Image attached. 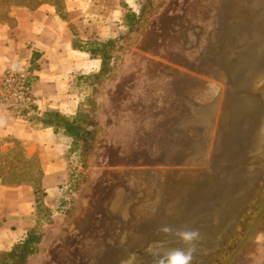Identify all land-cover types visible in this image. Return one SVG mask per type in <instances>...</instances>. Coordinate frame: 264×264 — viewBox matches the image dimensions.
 Returning a JSON list of instances; mask_svg holds the SVG:
<instances>
[{
    "label": "water",
    "instance_id": "1",
    "mask_svg": "<svg viewBox=\"0 0 264 264\" xmlns=\"http://www.w3.org/2000/svg\"><path fill=\"white\" fill-rule=\"evenodd\" d=\"M236 1L197 0V6L202 9L204 21H210L211 26L207 32L204 31L201 38L203 41L194 54L187 56L178 51L179 59H176L173 57L177 55L176 51L168 56L159 53L151 48L155 36L149 46V52L170 64L185 69L182 71H190L196 76L216 80L224 85L226 92L230 85L233 90L239 89L238 75L241 68L245 65V61L251 58L254 49L264 45V37H261L264 29H260L259 26V15L263 14L262 21H264V0H255L256 3L252 4L251 9L241 6L240 0H238L239 5L235 6ZM185 2L186 0L180 9L187 5ZM178 12L174 14L170 23L175 21ZM229 16H233L232 19H229ZM226 51L227 59L223 57ZM215 55L221 58L218 64L210 62ZM263 65L264 62L262 67ZM263 88L264 67L256 71L252 77L248 94L242 96L237 90L236 96L229 95L233 101L225 107L224 91L225 96L223 94L224 97L220 101L209 151V157L210 154L213 157L214 153L221 156L222 161H217L216 165L210 157L211 159L207 158L205 162H184L163 170L137 169L138 173L133 177L140 186L135 192L131 189L129 191L138 195L147 193L145 201L137 200L136 196L133 198L142 203L136 216L146 217L150 221L157 215V206L161 203L166 178L170 174L184 170L195 174L196 177L194 176L195 178L188 182V186L177 187V191L182 190L177 192L178 197L173 198L171 210L153 221L149 235L140 242L119 250L112 257L110 264H152V257L145 252V248L150 242L162 238L156 231L161 224L180 226L187 223L200 230L203 238L198 245L194 264H241L254 250L257 240L260 239L264 244ZM254 96L259 97L263 103L261 106L250 107L248 112L253 111L249 114L247 110L242 109V106L247 100L254 101ZM253 105L250 103V106ZM208 109V111L211 110L210 107ZM234 119H238L236 127L231 126ZM218 131H221L219 139L216 138ZM250 134H253V140L246 147V139ZM259 138H262L263 143L258 141ZM216 147L220 149L217 152H215ZM78 152H81V149ZM129 170L131 168L121 169L106 176L104 184L110 187L108 202L106 206L101 207L97 220H93L83 237L81 236L78 246L70 255L69 264H81L78 253L82 251L86 243L92 241V236L96 235V227L104 213L113 211L119 189L125 188L122 178L127 176ZM140 190L143 191L140 192ZM101 198L100 196L99 200ZM124 221L115 220L118 225ZM108 224H112L110 220ZM169 243L175 245L176 242L170 239ZM101 250L102 247L96 250L97 256ZM86 264H98V260L93 258Z\"/></svg>",
    "mask_w": 264,
    "mask_h": 264
},
{
    "label": "crops",
    "instance_id": "2",
    "mask_svg": "<svg viewBox=\"0 0 264 264\" xmlns=\"http://www.w3.org/2000/svg\"><path fill=\"white\" fill-rule=\"evenodd\" d=\"M126 5L127 0H0V254L26 238L36 222L37 207L35 186L4 181L2 175L16 174V167L5 166L40 164L44 201L54 202L59 185L71 179L73 137L60 120L73 119L90 95L88 81L104 70L105 59L100 47L88 45L121 33ZM139 65L128 68L115 94L119 100L131 90L138 108L121 100L115 113L140 117L142 122L156 96L141 85L134 88L131 70ZM8 68L30 71L34 99L24 116L2 100V74Z\"/></svg>",
    "mask_w": 264,
    "mask_h": 264
},
{
    "label": "rangeland",
    "instance_id": "3",
    "mask_svg": "<svg viewBox=\"0 0 264 264\" xmlns=\"http://www.w3.org/2000/svg\"><path fill=\"white\" fill-rule=\"evenodd\" d=\"M183 2L184 0H137L133 7L138 8V12H134L128 4L123 15L121 33L115 38L94 40L88 45L92 48L94 46L101 48L99 53L105 59V67L100 74L90 78L88 81L92 86L90 95L82 101L74 118L68 119L75 125L72 129L73 139L69 161L71 179L59 185V193L55 195L54 202L49 205L44 201L45 190L40 183L38 164L14 166L17 168H15L16 174H11L10 177L33 179L30 183L37 189L36 222L28 230L26 238L19 243L22 244L27 240L26 247L14 253L0 254V264H69L70 255L78 246L81 236L83 237L93 220H97L101 207L106 206L108 202L110 187L104 184L106 176L121 169L134 168L116 166L115 158L145 149L153 134L156 119L161 118L162 115L164 117L163 113L153 114L155 105L150 112L144 114L143 125H141L140 117L117 114L111 106L116 89L121 85L122 77H126L125 72L132 64L136 65L145 60L146 56L154 58L151 63L153 67H158L160 62L170 64L150 53L149 46L154 36L169 24ZM137 70H131L134 88H140L141 85L142 88H147L151 96H156L154 99L163 97V91L168 87L166 74L158 72L154 77L152 76V80L141 81ZM182 70L185 69L182 68ZM186 72L191 74L186 78L191 77L193 81L197 79L199 81L198 87L192 91L190 97L192 104H198L201 119L199 118L198 122L194 121L189 130L185 129L186 134H182L180 140L186 142L189 150L194 141L201 142V145L209 143L211 148V124H208V120L214 117L216 124L222 97L221 95L218 99L217 92L219 88L223 92L224 85L204 76H196L190 71ZM131 89H133L132 86ZM131 92L127 90L126 94L130 95ZM209 107L211 110L207 112ZM187 118L194 119L195 115L190 113ZM60 121L61 125L65 124V119ZM84 130H89V134L82 136ZM191 138H194L193 141ZM79 149L81 152H78ZM198 150L195 153L194 151L188 153L197 161L199 155L202 156L205 152V148ZM197 153L199 155L195 156ZM189 163H196V161H189ZM175 165H181V163L138 167L146 170H163ZM100 196L101 200H99ZM262 246L260 254L252 262L245 264H264V244Z\"/></svg>",
    "mask_w": 264,
    "mask_h": 264
},
{
    "label": "bare ground",
    "instance_id": "4",
    "mask_svg": "<svg viewBox=\"0 0 264 264\" xmlns=\"http://www.w3.org/2000/svg\"><path fill=\"white\" fill-rule=\"evenodd\" d=\"M208 1L210 2L212 0ZM240 1H242L241 6L244 5L246 7H249L250 9L252 4L256 3L255 0ZM237 4L238 0L236 1L235 6H237ZM185 5L186 6L179 9L180 11L178 10L179 12L177 11L178 13L176 15L175 21L172 23L169 22V24L165 28H162L158 32V34L155 35V41H153L151 45L152 49H155L157 52L167 56L169 54H174L173 52L176 51L177 55L173 56L176 59H179L178 51H181V54L187 56L194 54L200 43H202L203 41L201 40V38L204 34V31L207 32L209 30L211 22L204 21L205 19L204 16H202V9L197 6V0H186ZM259 16V21L261 22H259L260 29H264V21H262L263 14ZM232 17L233 16H231L229 19H232ZM261 37H264V32L261 33ZM227 54L228 52L226 51V53L223 55V57H226L225 59L228 58ZM153 59L154 58L152 57L146 56L145 60L139 62L140 65L139 63H137L136 65L132 64L131 66H134V68L138 65L139 67L141 66L137 70V75L140 76L139 79L142 81L152 80V78L158 72H163L164 74H166L168 87L163 91V86V97H160V99L156 101L150 100L148 104V107L150 109H153L156 105V109L154 108L152 111L156 110L155 115L158 113H163L164 117L162 115L161 118L156 119L153 126V134L145 149L135 151L133 154L128 156H117L115 158L114 164L116 166L134 167L127 172V176L122 178V182L125 184V188H127V190L123 187L119 189V194L115 198V206H113V211L104 213L100 223H98L96 227V235L94 237L92 236V241H89L90 243L88 244L86 243L82 251L78 253V258H80L81 264L90 263L93 258H96L98 260V264H110L112 257L119 250L129 245L140 242L143 238L148 236L153 221L159 219L160 217H163V215L167 214L168 211L171 210L170 208L172 205L171 202L174 200L173 198L178 197L177 192L182 190L180 189L177 191V187L188 186V182L195 176V174L187 173L184 170H179L176 173L170 174L166 178L161 203L159 204V206H157V215H155V218L150 221V219L146 217L140 218L136 216V213L139 211V208L142 205L141 202L145 201L147 197V193L146 195H143V193H141L140 195H138L137 193L132 194V192H135V190L140 186V183L137 185L136 178L133 177V175H136L138 173L137 169L140 168L138 166L154 164L161 165L172 162L183 163L189 161H197L193 158L194 156H190L188 153L192 151H194L195 153L199 151L198 149L200 148H205V152L202 156H200L198 153L195 155H199L198 162H205L207 158H212L214 165H216L215 163L217 161H222L221 156H218L215 153L214 155L212 154L213 157L211 156V154V158L209 157V143L207 145H201V142L194 141L192 143L191 149L189 150L187 149L186 142L184 143L182 140H180L181 135L186 134L185 129L189 130V128L192 127L194 121L198 122L201 119V110L198 104H192V99L190 97L192 91L199 85L198 79L193 81L191 77L190 79L186 78V76L189 75H187L185 71H182L181 68L175 65H170L167 63L164 64L163 62H160L158 67H153L151 65ZM210 62H212L213 64H218L219 62H221V58L219 57V55H215L214 57H212ZM263 62L264 45H260L256 47V49H254L251 58L248 61H245V65L241 68V71L238 75L240 88L233 90L231 89L230 85L229 88H227V92L225 91V87L223 89V92L221 88L218 89V99L221 97V95V98H223L226 94L224 107L229 105V103L233 101L231 100V97L229 95L231 94L236 96L237 90H239V93H241L242 96L248 94L247 91L249 89V85H251L252 77L254 76L256 71H260L264 67V65L262 67ZM198 67H200V65ZM250 77L251 80H249ZM262 90V95L264 96V88ZM227 99H229L228 102ZM121 100L122 102H128L136 109L138 108L139 100L137 95L130 94L125 95V97H123L122 99L119 98V100H113L111 108L114 112L116 110H119V108L121 107ZM253 100L254 101H252L251 99L249 101L247 100V102L242 106V109L247 110V113L249 114L251 111H253L250 110V112H248L250 107H255L257 105L261 106L263 103V101L259 100V97L257 96H254ZM250 103L254 105L250 106ZM140 105L141 108H144L143 106H145L144 104ZM128 107L130 108V106ZM207 112L209 111L207 110ZM190 113L195 115L194 119L187 118ZM192 117L193 116H191V118ZM237 118L239 119V117ZM238 119H234L231 123V126L236 127ZM209 123L211 124L210 136L212 138V131L215 124L214 117L208 120V124ZM196 129L199 130V128ZM199 132L201 133V131ZM220 134L221 131H218L216 138L218 137L219 139L221 136ZM252 140L253 134L248 135L245 143L246 147L250 145ZM258 141L260 143H263L262 138H259ZM218 150H220L219 147H216L215 152H217ZM130 189L132 192L129 191ZM142 191L143 190H140V192ZM133 196H136L137 200L141 202L134 200ZM117 219L125 221L122 224L118 225L115 222V220ZM109 220L112 223L111 225L108 224ZM262 245L263 243L261 242V240H257L254 250L250 252L249 255L245 258V262L247 261L246 263L252 262V260L256 258L257 255H252L253 253L260 254V251L263 247ZM100 247H102V250L99 251V256H97L96 250H99Z\"/></svg>",
    "mask_w": 264,
    "mask_h": 264
},
{
    "label": "clouds",
    "instance_id": "5",
    "mask_svg": "<svg viewBox=\"0 0 264 264\" xmlns=\"http://www.w3.org/2000/svg\"><path fill=\"white\" fill-rule=\"evenodd\" d=\"M127 2L134 12H138V8L133 7L134 0ZM156 231L162 238L150 242L145 248V252L152 257V264H194L203 238L198 228L187 223L180 226L161 224ZM170 239L176 242L175 245L169 243Z\"/></svg>",
    "mask_w": 264,
    "mask_h": 264
},
{
    "label": "built area",
    "instance_id": "6",
    "mask_svg": "<svg viewBox=\"0 0 264 264\" xmlns=\"http://www.w3.org/2000/svg\"><path fill=\"white\" fill-rule=\"evenodd\" d=\"M101 0H88L89 3ZM1 97L8 109L17 110L21 116L33 103V85L28 69L8 68L2 74Z\"/></svg>",
    "mask_w": 264,
    "mask_h": 264
},
{
    "label": "trees",
    "instance_id": "7",
    "mask_svg": "<svg viewBox=\"0 0 264 264\" xmlns=\"http://www.w3.org/2000/svg\"><path fill=\"white\" fill-rule=\"evenodd\" d=\"M74 124L72 123V122H69V120L68 119H65V124H63V126L66 128V130L68 131V133L71 135V136H73V133H72V129L75 127V125L73 126ZM89 134V130H84V135H82V136H85V134ZM10 161H13V160H10ZM38 164V163H37ZM14 166H16V165H14V164H12V165H9V166H5V168L7 169V168H9L10 167V169H13V168H15ZM24 166H27V165H24ZM32 166V165H31ZM38 166H39V170H40V178H41V173H42V168H41V165L40 164H38ZM2 176H4V181H6V182H9V183H21V182H28V183H30V182H32V180L33 179H30V178H28V179H15V178H11L10 176L9 177H7V175H2ZM40 183H41V181H40ZM32 184V183H31ZM35 191H36V194H37V189H35ZM46 194V191H44V195ZM37 201H38V197H37ZM27 240H25L22 244H17L14 248H13V250L12 251H10V253H14V252H17L18 251V249H20V248H22V247H26V244H27Z\"/></svg>",
    "mask_w": 264,
    "mask_h": 264
}]
</instances>
